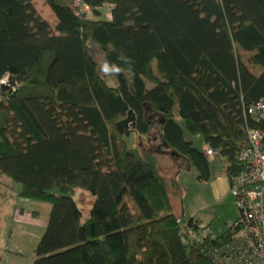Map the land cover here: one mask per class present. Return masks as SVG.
Segmentation results:
<instances>
[{
  "label": "trees",
  "instance_id": "trees-1",
  "mask_svg": "<svg viewBox=\"0 0 264 264\" xmlns=\"http://www.w3.org/2000/svg\"><path fill=\"white\" fill-rule=\"evenodd\" d=\"M45 2L53 20L37 0H0V81L16 78L0 89V177L52 204L31 264H220L214 250L236 237L239 216L220 234L191 235L200 222L174 210L161 153L127 134L159 130L160 147L201 178L221 159L231 186L248 125L264 129L245 114L264 97V0ZM90 39L120 65L114 82ZM131 109L136 124L122 130ZM81 186L94 196L85 219Z\"/></svg>",
  "mask_w": 264,
  "mask_h": 264
},
{
  "label": "rangeland",
  "instance_id": "rangeland-1",
  "mask_svg": "<svg viewBox=\"0 0 264 264\" xmlns=\"http://www.w3.org/2000/svg\"><path fill=\"white\" fill-rule=\"evenodd\" d=\"M38 7L52 20L55 14L45 0H37ZM110 4L103 9L104 16L111 15ZM90 49L98 61L102 73L114 82L116 74L105 70L106 56L100 44L90 39ZM148 82V85H151ZM159 130L154 129L147 136L132 130L127 134L131 144H138L144 150L155 149L161 153L160 170L169 183L168 188L174 200V210L187 221L195 216L200 225L191 235L202 238L208 232L220 234L233 224L241 213L235 194L230 186V179L224 167V161L213 162L208 178L199 177L200 169L185 159L181 153L168 148H161ZM188 137L201 144L197 134L185 130ZM20 182L7 175L0 177V264H31L36 256L35 247L45 230L50 208V201L27 199L20 196ZM60 192L59 188L54 189ZM74 197L81 205L83 218L90 213L94 196L85 187H78Z\"/></svg>",
  "mask_w": 264,
  "mask_h": 264
},
{
  "label": "built area",
  "instance_id": "built-area-1",
  "mask_svg": "<svg viewBox=\"0 0 264 264\" xmlns=\"http://www.w3.org/2000/svg\"><path fill=\"white\" fill-rule=\"evenodd\" d=\"M88 9L87 4H83ZM7 79H4L6 81ZM252 120L264 121V97L245 106ZM210 158L216 151L205 145ZM240 159L241 172L232 176L231 189L241 209L240 229L233 240L218 245L214 256L220 264H264V129L248 125Z\"/></svg>",
  "mask_w": 264,
  "mask_h": 264
},
{
  "label": "water",
  "instance_id": "water-1",
  "mask_svg": "<svg viewBox=\"0 0 264 264\" xmlns=\"http://www.w3.org/2000/svg\"><path fill=\"white\" fill-rule=\"evenodd\" d=\"M16 84V78L13 75H9L7 80L4 81V83L0 84V89L6 88L8 85L14 86ZM136 114H134V111L131 109L129 111V114L127 117H125L123 120L119 122V127L123 130L125 125H128L130 122L135 125L136 124Z\"/></svg>",
  "mask_w": 264,
  "mask_h": 264
},
{
  "label": "clouds",
  "instance_id": "clouds-1",
  "mask_svg": "<svg viewBox=\"0 0 264 264\" xmlns=\"http://www.w3.org/2000/svg\"><path fill=\"white\" fill-rule=\"evenodd\" d=\"M118 59L122 62L125 63H130V58L126 57L123 53L120 54V56L118 57ZM105 70L118 74L120 72V65L114 62H105ZM0 83H4V81H0Z\"/></svg>",
  "mask_w": 264,
  "mask_h": 264
}]
</instances>
